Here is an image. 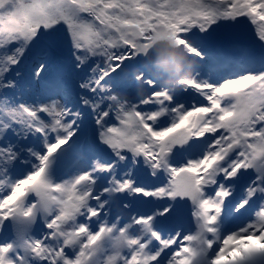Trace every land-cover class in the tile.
<instances>
[{
    "label": "snow or ice",
    "instance_id": "1",
    "mask_svg": "<svg viewBox=\"0 0 264 264\" xmlns=\"http://www.w3.org/2000/svg\"><path fill=\"white\" fill-rule=\"evenodd\" d=\"M0 264H264V0H0Z\"/></svg>",
    "mask_w": 264,
    "mask_h": 264
},
{
    "label": "clouds",
    "instance_id": "2",
    "mask_svg": "<svg viewBox=\"0 0 264 264\" xmlns=\"http://www.w3.org/2000/svg\"><path fill=\"white\" fill-rule=\"evenodd\" d=\"M160 55L162 61L167 65L171 62L172 69L176 75L175 84L178 86V79L184 76H190L191 73H183L184 63H190L187 56L179 49L172 45L170 41L162 40L160 44Z\"/></svg>",
    "mask_w": 264,
    "mask_h": 264
},
{
    "label": "bare ground",
    "instance_id": "3",
    "mask_svg": "<svg viewBox=\"0 0 264 264\" xmlns=\"http://www.w3.org/2000/svg\"><path fill=\"white\" fill-rule=\"evenodd\" d=\"M161 41L162 40L157 41L155 43L153 48L148 52L147 59L152 63V65H156L155 67H157L156 68L157 71H159L160 67H162L160 65H163L164 72L160 73V75L167 79L169 77V75L174 74V72H173V69H172L171 62L166 65L161 59V55H160V51H161L160 44H161ZM185 70H188V68H186ZM174 76H175L174 79H167L169 81V82H167V85L172 83L173 80L176 79V75L175 74L172 75V77H174ZM173 85H174V83H172V86Z\"/></svg>",
    "mask_w": 264,
    "mask_h": 264
}]
</instances>
